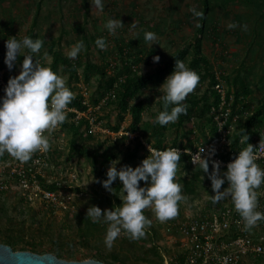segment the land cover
<instances>
[{"label": "rangeland", "instance_id": "obj_1", "mask_svg": "<svg viewBox=\"0 0 264 264\" xmlns=\"http://www.w3.org/2000/svg\"><path fill=\"white\" fill-rule=\"evenodd\" d=\"M209 4L202 51L209 57L213 70L227 76L230 89L238 88L240 81L249 87V93L242 98L245 101L239 119L234 122L235 134L241 131L246 116L264 100V0H210ZM202 9V0H0V51L11 42V49L2 53L4 58L10 56L16 63V82L24 81L27 67L18 55L26 52L28 33L37 15L38 40L35 45L40 57L35 70L37 90L69 99L78 95L83 83H87L91 93L97 96L106 85L99 73L85 78L87 61L104 66L109 58L116 65L114 73L122 71L119 48L129 43L133 52L142 53L143 57L156 54L151 63L142 61L137 65L139 72L153 69L164 63L176 49L194 41ZM53 42L54 48L50 49ZM56 49L78 60V64L73 68L60 65L59 76L44 82L52 61V50ZM186 66L187 60L183 62V67ZM172 75L166 83L147 87L138 95L151 103L143 114L140 129L145 140L151 134L161 94L172 82ZM206 88L205 82L196 91L202 95ZM202 107L185 126L179 129L170 126L166 130L167 139L171 141L177 137L182 144H188V137L194 143L203 138L209 128L210 110ZM96 114L101 116V125L107 131L94 132L90 139L92 144L103 143L101 149L115 145L120 151L132 146L138 133H128L127 138L122 136L132 120L131 114L126 115L118 132L112 129L117 122L114 102L105 104ZM190 128L195 130L190 131ZM61 133L60 143L50 141L52 164L47 167V173L62 176L75 170L77 184L85 193L71 198V208L53 210L37 197L28 199L20 189H9L0 197V241L16 240L15 249L33 250L35 247L40 253L59 250L64 254L60 257L67 259L98 258L96 255L101 254L122 264H163L158 245L165 252L180 250L166 235L168 222L180 219L188 212L200 213L215 204L229 202L242 191L264 192V181L250 178L248 163L239 161L215 166L214 172L201 173L196 191L186 193L179 203L172 198L165 201L157 196L159 178H145L137 185V180L130 174L123 175L122 153L107 167V175L97 178V168L89 157H69L72 134L68 129ZM254 137L264 138V115ZM2 140L9 149L11 138L5 136ZM162 161L155 153L135 164L146 170L149 162H154L159 170ZM193 171L194 168L184 162L171 171V175L181 186V178H188ZM118 184L121 188L116 190ZM98 192L113 198L118 193L120 202L115 200L114 203L118 211L113 210L115 207L106 199L95 202L93 197L98 196ZM139 210L145 212L146 220H140L142 226L137 228L127 221L129 215L133 216ZM106 215L120 223L108 221L105 224L102 218ZM93 220L98 222L97 225ZM144 226L152 232H147ZM243 264H264V256L250 257Z\"/></svg>", "mask_w": 264, "mask_h": 264}, {"label": "built area", "instance_id": "obj_2", "mask_svg": "<svg viewBox=\"0 0 264 264\" xmlns=\"http://www.w3.org/2000/svg\"><path fill=\"white\" fill-rule=\"evenodd\" d=\"M11 46L10 43L5 45L7 50ZM215 76L214 88L219 93V101L210 106V114L217 133L210 136L209 141L200 143L193 149H171L190 152V162L193 165L206 157L213 158L220 166L239 161L251 162L257 178L261 179L264 175V138L254 137L250 147L240 148L228 160L221 155L233 151L231 134L240 113L233 114L232 104L236 97L233 91L229 92L225 75L215 71ZM17 77L16 63L10 56H1L0 51V110L11 112L0 118V124L7 127V137L11 138L9 149L12 148V142L19 141L17 151L12 149L4 157L0 156V197L16 187L28 199L37 197L53 210H67L72 207L71 198L85 192L70 189L78 185V173L75 170L62 176L47 173V167L52 164L50 154L53 149L50 141L60 143L63 139L60 136L63 122L69 118L78 121L85 116L92 131H107L102 127V120H98L95 111L108 98L115 96L114 89L109 90L94 104L91 101L90 87L83 83L80 93L86 109L80 110L69 106L62 96L45 98L44 92L37 91L36 71L26 81L16 82ZM242 98L243 95L237 103L239 110L245 101ZM31 109L38 113L33 115ZM69 112H74V115L68 117ZM145 143L157 154L170 150H158ZM50 183H54L55 187H49ZM263 193H239L229 202L203 209L200 213L188 212L182 218L168 222L165 227L166 235L180 250L171 253L160 248L163 264H243L250 257L264 256Z\"/></svg>", "mask_w": 264, "mask_h": 264}, {"label": "trees", "instance_id": "obj_3", "mask_svg": "<svg viewBox=\"0 0 264 264\" xmlns=\"http://www.w3.org/2000/svg\"><path fill=\"white\" fill-rule=\"evenodd\" d=\"M202 2V19L194 41L176 49L164 63L156 66L155 68L145 72H139L137 65L142 61L145 63H151L152 57L156 54L152 53L150 56L143 57L142 53L133 52L132 44L129 43H125L119 48L122 56V71L114 73L116 65L115 62L109 58H107L104 66L95 62L87 61V64L85 65V78L88 79L94 73H99L100 78L106 85L101 92L100 90L98 91V93L100 92L99 94L96 93L98 94L97 96L91 93V101L94 104L97 103L109 90L112 91V89H114L115 96L108 98L101 107L103 108L105 104H109L111 102L115 103L117 108V122L114 126H112V129L114 131H119L126 115L131 114L132 120L129 126L122 133V136L125 138L128 137V132L126 131L138 133L133 138L132 146H128L124 151L118 150L115 145L110 148L105 147L101 149L103 147V143L92 144L90 142V139L95 133L90 129V123L87 117L82 116V118L78 121L69 118L63 122L62 130L68 129V131L72 134L69 147V157H74L76 155L89 157L95 165V169L97 168V178L105 177L107 175V167L120 155V153H122L121 168L123 175L130 174L134 180H137V185L142 183L145 178L150 180L159 178L157 196L165 201L172 198L175 203H179L186 193H193L196 191L201 173L206 171L214 172V167L220 166L211 157H206L201 162L193 165L190 162V152L171 149L173 147L193 149L198 144L209 141L210 136H214L217 133L216 125L211 114L209 116V128L206 132H204L203 138L195 143L189 137L187 138L189 143L182 144L177 137L170 141L166 136V130L170 126L179 129L185 126V124L190 120H193L201 105H203V110H210V106L213 103H218L219 101V93L214 88V83L216 82L215 71L212 68L209 57L202 51V38L205 27L204 21L210 8V0H202ZM39 8L40 3L38 5V10L36 11L37 15ZM37 15L34 18L30 32L28 33L26 52L22 55H18V59L23 62L25 67H27V76L24 81L29 80L31 74L36 70L38 59L40 58L37 56L38 49L35 45L38 40ZM54 44V42L50 44V49L54 48ZM3 50H7L5 46L3 47ZM2 51L1 56H3ZM52 54V61L47 73L44 76V82H48L53 77L57 78L59 76L60 65L73 68L78 64V60L64 55L61 50H52ZM186 60L187 66L183 67V62ZM175 71L176 73L174 74ZM171 74H173L172 82L167 85L166 90L161 94L151 134L148 135L145 140L142 134H140V129L142 127L143 114L150 108L151 103L149 99L140 98L138 95L147 87L159 86L166 83L168 76ZM205 82L207 83V88L204 94L199 95L196 90L201 88ZM237 83L238 81L236 78L235 84ZM239 87L236 89H230L229 87V92L233 91L236 97L235 102L232 104L233 114L240 111L237 109V103L240 100V96L243 95L244 98L249 93V87L244 81H240ZM44 95L45 98H50L52 96L49 93H44ZM55 96L62 95L55 94ZM62 97L66 100L69 106H75L80 110L86 109L85 104L82 102L83 96L81 93L76 96H72L69 99H66L64 96ZM97 111L98 110L95 111V114ZM31 112L33 115L38 113L34 109H31ZM8 114H11L9 110H0V118L5 117ZM72 115H74V112H69L68 117H71ZM263 115L264 100L257 109L246 116L242 123L241 131L239 133L231 134L233 151H229L227 154H221L225 160L235 156L240 148L250 147L252 140H254L256 129L263 121ZM97 118L98 120H101V116L97 115ZM194 130V128H190V131ZM6 131L7 127L0 124L1 157L7 155L12 149L17 151V147L19 145V141H15L14 143L12 142L11 149L8 150L5 148L6 144L2 139L5 136L7 137ZM183 138H186V136H183ZM144 141L149 143L151 147L158 150L170 149L168 152L159 154V156L163 159L159 170L154 162H149L146 170L141 165L135 164L147 156L155 154V152L147 147ZM184 162L187 163L189 168H194V171L188 178H181L180 182H182V184L181 186H178L179 182L171 175V171L179 167ZM247 163L250 168L249 177L257 178L254 165L251 162ZM260 180L264 181V175ZM48 185L49 187H55L54 183H50ZM120 188L121 185L118 184L116 190H119ZM70 189L79 191L83 190V187L76 185ZM243 193L244 191L241 192V194ZM102 199H106L111 206L115 207L113 210L116 212L118 211L116 208L117 204H114L116 201H118V203L120 202L118 193L114 198L104 192H98V196L93 197L95 202L99 200L101 201ZM128 218L127 222L130 223L131 226L139 228L142 226L139 221L146 220V215L143 210H139L135 215H129ZM102 220L105 224H107L108 221H111L116 225L120 223L110 217L107 218V215L104 216ZM93 223L94 225H97L98 222L93 220ZM146 231L150 233L152 232V229L146 228ZM6 242L11 244L15 249V245L17 244L16 240L7 239ZM153 242L156 241L154 240ZM158 247L159 249L161 248L159 245ZM38 250V248H33V251L37 252ZM55 254L58 256H64L63 252L59 250L55 251ZM160 254L162 257L161 249ZM67 255H71V253H67ZM96 256L108 264H122L115 262L114 260H110L105 255L97 254Z\"/></svg>", "mask_w": 264, "mask_h": 264}, {"label": "water", "instance_id": "obj_4", "mask_svg": "<svg viewBox=\"0 0 264 264\" xmlns=\"http://www.w3.org/2000/svg\"><path fill=\"white\" fill-rule=\"evenodd\" d=\"M0 264H108L104 260L90 257L67 259L57 254L36 252L28 249H14L9 243L0 241Z\"/></svg>", "mask_w": 264, "mask_h": 264}]
</instances>
